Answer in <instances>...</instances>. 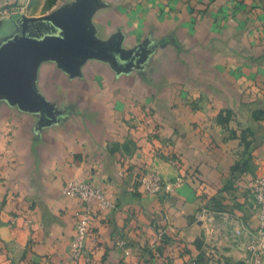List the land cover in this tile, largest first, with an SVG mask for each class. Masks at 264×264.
<instances>
[{"label": "crops", "instance_id": "1", "mask_svg": "<svg viewBox=\"0 0 264 264\" xmlns=\"http://www.w3.org/2000/svg\"><path fill=\"white\" fill-rule=\"evenodd\" d=\"M54 8L39 16L78 10L81 43L96 52L69 68L51 50H18L46 106L0 95V264H242L258 227L253 179L264 176V0ZM147 167L184 183L148 195ZM70 180L113 202L91 218L78 261L69 250L83 205L62 194Z\"/></svg>", "mask_w": 264, "mask_h": 264}, {"label": "water", "instance_id": "2", "mask_svg": "<svg viewBox=\"0 0 264 264\" xmlns=\"http://www.w3.org/2000/svg\"><path fill=\"white\" fill-rule=\"evenodd\" d=\"M78 10L64 9L56 14L28 17L20 13L0 20V95L24 107H45L43 100L26 85L27 75L18 65L19 49L39 56L51 50L67 67L75 59L95 53L81 43L82 18Z\"/></svg>", "mask_w": 264, "mask_h": 264}, {"label": "built area", "instance_id": "3", "mask_svg": "<svg viewBox=\"0 0 264 264\" xmlns=\"http://www.w3.org/2000/svg\"><path fill=\"white\" fill-rule=\"evenodd\" d=\"M12 11L0 10V17L11 16ZM184 177H164L153 167H147L139 177V185L148 195H168L175 188L184 183ZM62 194L67 197L77 198L82 202V209L78 213L75 224V233L71 240L69 255L74 261H78L84 255L88 227L91 218L97 211L113 206L111 199L100 188L89 181L70 180L62 187ZM253 207L258 211V227L247 234L245 244L244 264H263L264 260V176L253 179L252 184ZM241 235L242 230L235 231Z\"/></svg>", "mask_w": 264, "mask_h": 264}, {"label": "rangeland", "instance_id": "4", "mask_svg": "<svg viewBox=\"0 0 264 264\" xmlns=\"http://www.w3.org/2000/svg\"><path fill=\"white\" fill-rule=\"evenodd\" d=\"M6 1L9 3H6L5 5L4 4L2 5L0 3V10L7 9L8 12L12 11L13 13H21L28 17H37L39 16V14L45 12L50 13L51 11L56 10V8L54 9L51 8L61 0H24V2H22L21 0H6ZM1 19H4V17H0V20ZM158 236L160 238H163L166 235L163 236L162 233H160ZM164 243H167V241H164ZM198 244L199 242L196 243V245ZM115 245L118 248L122 249L124 254L129 253L128 250L126 249V241L123 239V237L116 238ZM161 245L162 244H159L158 247L156 246L157 249H159ZM242 264H244V261Z\"/></svg>", "mask_w": 264, "mask_h": 264}]
</instances>
